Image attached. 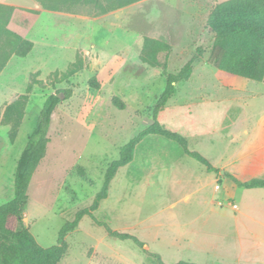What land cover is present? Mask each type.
I'll return each mask as SVG.
<instances>
[{"label": "rangeland", "instance_id": "374dc122", "mask_svg": "<svg viewBox=\"0 0 264 264\" xmlns=\"http://www.w3.org/2000/svg\"><path fill=\"white\" fill-rule=\"evenodd\" d=\"M117 1L48 12L34 0H0V206L13 198L16 162L45 99L61 97L22 212L42 248L55 246L64 224L92 205L121 147L153 123L165 79L161 68L139 60L143 39L169 45L168 53L157 56L168 73L176 74L192 58L204 69L213 41L208 16L228 0H140L110 10ZM23 40L33 47L17 58ZM73 63L77 72L63 80ZM91 78L99 89L90 87ZM232 78L246 85L237 100L204 106L212 96L233 92L218 88L214 78L205 82V90L181 82L157 116L164 130L184 138L190 152L224 176L229 174L221 166L236 152L234 132L243 137V130L251 133L264 120V80ZM64 90L71 91L69 99ZM20 96H26L24 107L16 110L12 106ZM114 97L124 110L112 104ZM215 175L175 142L149 135L136 146L132 162L119 169L92 216L112 231L136 237L163 264H264V189L237 188L225 177L218 185ZM65 241L59 264H156L131 241L108 238L89 216Z\"/></svg>", "mask_w": 264, "mask_h": 264}, {"label": "trees", "instance_id": "16d2710c", "mask_svg": "<svg viewBox=\"0 0 264 264\" xmlns=\"http://www.w3.org/2000/svg\"><path fill=\"white\" fill-rule=\"evenodd\" d=\"M140 0H118L109 8L116 10L124 8ZM43 11L63 12L78 4H91L97 6L100 0H34ZM207 28L213 34L212 46L209 51L208 61L218 71L226 74L261 82L264 78V0H228L216 5L207 19ZM33 43L28 40L20 42L14 52L17 58H25L32 50ZM169 45L159 40L144 38L139 60L150 68H161V76L165 79V87L157 99L153 112V123L121 147L119 159L111 163L104 174L103 188L96 196L92 205L84 210L76 212L73 218L66 222L58 234L57 244L51 248L40 247L31 235L22 218L28 196L27 191L30 179L45 157L48 144V131L50 128L53 112L59 103L58 95L48 96L39 112L32 133L16 162L13 180V198L6 204L0 206V264H59L67 252L65 238L73 233L81 219L89 216L92 221L104 227L108 238L120 241H131L136 247L143 250V243L136 237L112 231L108 226L94 220L92 212L97 209L99 202L106 199L107 190L119 169L132 162L136 146L149 135H158L169 141L175 142L182 153L206 167L207 172L218 174L214 168L199 154L190 152L184 138L176 133L164 130L157 122V116L165 107L167 102L175 93L177 83L189 80L192 73L194 58L190 59L176 74L167 72L166 65H160L158 54L168 53ZM201 55V48H197ZM4 67V62L0 70ZM77 63H73L69 69L62 74V79H68L77 72ZM93 89H99L95 78L88 80ZM62 93L65 99L71 96L70 90ZM26 96H20L12 106L19 110L23 108L22 100ZM112 104L119 110H124V104L118 98H112ZM13 127L12 136L16 133ZM237 188L264 189V180L252 179L241 183L233 176H225ZM143 253L155 260L156 264H163L160 257L143 250Z\"/></svg>", "mask_w": 264, "mask_h": 264}, {"label": "crops", "instance_id": "0c3cea01", "mask_svg": "<svg viewBox=\"0 0 264 264\" xmlns=\"http://www.w3.org/2000/svg\"><path fill=\"white\" fill-rule=\"evenodd\" d=\"M34 4L36 3L34 2ZM7 5H11V4H7ZM25 8L33 9L30 7H25ZM197 61L198 60L194 58V61L192 64V73H191L189 80L186 81V83L188 82L187 84L193 85V83L194 84L198 83L205 90L206 89L205 82L211 78H214V81L215 83H217L218 88H223L224 90L229 89L233 92V95H230L229 97H224L225 94H223L222 98H219L218 95L212 96V93H208V94H211L213 100L208 101V103L204 102L203 103L204 106L209 104L210 106L215 107L217 103L225 102L227 98H232L233 100L235 99L237 100L239 98L238 93L244 92L246 90V85L244 83L235 81L234 78H232L236 76H232V75L216 70L209 63V61H208V66L206 68L197 69ZM212 67L215 70H213ZM236 78H240V77H236ZM240 79H244V78H240ZM263 80L261 82H263ZM261 82H257V83H261ZM214 91L215 90H212L210 92H214ZM175 94H176V87H175L174 95ZM260 94L261 93H257L256 95H260ZM164 108L162 109V111L164 110ZM224 111L225 109L221 110L222 113ZM188 113H190L189 110H187L186 117H185L186 122H187L186 123L187 125L185 127L187 128H188ZM233 125L234 123L230 125L229 130L231 129ZM242 132H243V137H238L236 131L232 135V138L235 139L234 149L236 152H235L234 158L232 160H229L227 163H224L221 166V169L224 170L223 171L224 174L227 173L230 176H233L238 181L240 180V178H254V179L264 180V120H262L258 124V127L253 129L251 133H248L247 130H243ZM242 132H241V135H242ZM222 177H225V176L220 175L218 171V174L215 175L214 182H216L218 185H221ZM255 177H258V178H255ZM233 185L234 184L232 183V186ZM218 206H220V203L218 204Z\"/></svg>", "mask_w": 264, "mask_h": 264}, {"label": "water", "instance_id": "95a60500", "mask_svg": "<svg viewBox=\"0 0 264 264\" xmlns=\"http://www.w3.org/2000/svg\"><path fill=\"white\" fill-rule=\"evenodd\" d=\"M58 99L61 100V97L59 95H58ZM221 174H223V172ZM143 250L146 251L147 250V247L146 246L143 247Z\"/></svg>", "mask_w": 264, "mask_h": 264}, {"label": "built area", "instance_id": "2783aa9c", "mask_svg": "<svg viewBox=\"0 0 264 264\" xmlns=\"http://www.w3.org/2000/svg\"><path fill=\"white\" fill-rule=\"evenodd\" d=\"M231 208L232 209H236V205H231Z\"/></svg>", "mask_w": 264, "mask_h": 264}]
</instances>
